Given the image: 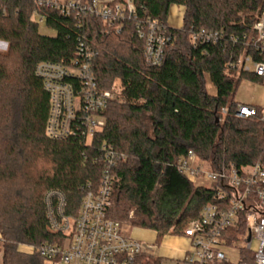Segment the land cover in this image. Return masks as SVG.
Returning <instances> with one entry per match:
<instances>
[{
  "label": "trees",
  "instance_id": "obj_1",
  "mask_svg": "<svg viewBox=\"0 0 264 264\" xmlns=\"http://www.w3.org/2000/svg\"><path fill=\"white\" fill-rule=\"evenodd\" d=\"M134 2L138 20L163 23L172 37L158 66L145 61L144 41L138 39L134 22L118 31L85 16L81 25L57 10L38 8L35 0H0V42L8 45L0 52L2 264L49 261L30 248L53 244L59 237L48 229L45 195L60 191L66 212L76 214L88 184L96 187L100 182L102 164L94 158L102 143L126 157L116 169L110 216L132 228L155 231L157 244L168 234L184 236L202 207L213 202L211 191L195 187L179 173L180 157L192 150L214 169L264 162V123L236 117L239 103L234 101L243 78L264 79L227 68L233 46L194 47L190 42V33L200 28L241 39L242 19L249 23L248 16L262 10L264 0ZM172 6L184 8L179 29L168 25ZM35 11L44 18L42 24L35 20ZM40 25L56 34L42 35ZM80 41L97 52L92 70L99 88L114 89L117 98L104 113L106 124L92 150L74 139L46 135L49 98L34 74L43 61L69 63ZM207 76L214 95L205 90ZM244 232L241 226L233 237L238 240ZM142 259L145 264L163 261L148 254Z\"/></svg>",
  "mask_w": 264,
  "mask_h": 264
},
{
  "label": "built area",
  "instance_id": "obj_2",
  "mask_svg": "<svg viewBox=\"0 0 264 264\" xmlns=\"http://www.w3.org/2000/svg\"><path fill=\"white\" fill-rule=\"evenodd\" d=\"M35 4L74 17L79 24L85 16H93L119 31L125 23L134 22L138 39L144 41L145 61L151 66L162 63L172 43L163 23L138 20L134 0H35ZM34 18L39 24L44 22L36 11ZM248 18L249 23L242 19L245 32L241 39L225 31L200 28L190 33V42L194 47L233 46L235 54L231 52L227 68L264 79V8ZM96 56L86 41H80L69 63L43 61L36 65L34 74L49 98L45 129L49 138L74 139L80 147L94 149L93 140L106 124L104 113L117 99L114 89L103 91L98 86L92 70ZM226 113L222 109V114ZM235 115L264 123L262 108L239 104ZM97 150L99 157L94 162L102 164L99 184H88L76 214L66 212L63 193L48 191L44 199L48 229L59 237L53 244L30 248L49 261L63 264H145L142 256L147 253L141 242L125 235L123 224L110 216L116 169L126 157L107 143ZM176 168L195 187L211 191L213 202L202 207L199 218L185 231L191 243L186 257L170 264H231L223 249L237 247L242 241L245 245L236 264H264V162L214 169L190 150L178 159ZM241 226L246 232L236 240L233 234ZM253 241L257 242L255 252Z\"/></svg>",
  "mask_w": 264,
  "mask_h": 264
},
{
  "label": "rangeland",
  "instance_id": "obj_3",
  "mask_svg": "<svg viewBox=\"0 0 264 264\" xmlns=\"http://www.w3.org/2000/svg\"><path fill=\"white\" fill-rule=\"evenodd\" d=\"M175 8H171L170 12L171 14L168 17V25L172 28L179 29L183 26V15H184V8L178 7L177 15L174 14L173 10ZM39 32L42 35L47 36H54L56 33L53 29L48 28L46 25H40L39 26ZM8 48L7 43L0 42V52H6ZM205 90L208 94L214 95L215 94V88L208 78V76L205 78ZM234 101L236 103H239L241 105H248V106H254L264 109V82H258L251 80L249 78H243L241 82L239 83L235 95H234ZM90 139H88L89 142ZM133 217V211L129 215V219ZM123 223V233L125 235L131 236V233L133 229L128 223ZM153 236L155 235L152 232ZM153 241V240H152ZM245 243L242 241L239 243L237 247L232 248H225L223 249V252L225 253L226 257L229 259L231 264H236L239 262V251L240 248L244 247ZM142 250L143 252L147 253L148 255H152V251L154 249L155 244L154 241L151 243H142ZM21 250L28 251L26 247H20ZM257 249V242L253 241L252 243V250L255 252ZM1 248H0V264H2V254H1ZM171 262L167 260H163L162 264H170ZM46 264H63L59 261H47Z\"/></svg>",
  "mask_w": 264,
  "mask_h": 264
},
{
  "label": "crops",
  "instance_id": "obj_4",
  "mask_svg": "<svg viewBox=\"0 0 264 264\" xmlns=\"http://www.w3.org/2000/svg\"><path fill=\"white\" fill-rule=\"evenodd\" d=\"M174 14L177 15V6H172ZM171 12L169 13V15ZM152 232L155 234L153 236ZM128 236V235H127ZM142 243H151L154 241L156 247L152 251L155 258L167 260L169 262H176L183 260L190 251L191 243L185 236L165 235L157 244V233L145 229H133L131 236ZM153 240V241H152Z\"/></svg>",
  "mask_w": 264,
  "mask_h": 264
}]
</instances>
